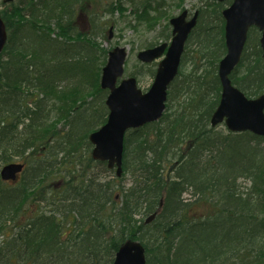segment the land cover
<instances>
[{
  "label": "trees",
  "instance_id": "1",
  "mask_svg": "<svg viewBox=\"0 0 264 264\" xmlns=\"http://www.w3.org/2000/svg\"><path fill=\"white\" fill-rule=\"evenodd\" d=\"M127 5L129 28L171 37L166 0H16L1 11L0 169L26 168L16 183L0 177V264H113L128 240L143 245L146 264H264V138L210 125L226 54L223 3L200 11L166 114L126 135L123 176L133 185L97 176L111 173L89 156V135L109 113V51L97 40L107 39L103 19L125 18ZM259 39L251 29L231 76L249 98L264 93Z\"/></svg>",
  "mask_w": 264,
  "mask_h": 264
},
{
  "label": "water",
  "instance_id": "2",
  "mask_svg": "<svg viewBox=\"0 0 264 264\" xmlns=\"http://www.w3.org/2000/svg\"><path fill=\"white\" fill-rule=\"evenodd\" d=\"M13 1L4 0V3ZM187 15L188 12L185 11L170 21L173 27V40L167 53V44H164L138 54L139 61L149 64L166 54L147 93L139 89L136 78L123 79L127 49L117 47L109 53L101 77V88L109 90L106 100L109 109L108 121L91 134L89 139L94 146L93 159L107 163L111 170L116 167L118 177L123 174L126 133L157 122L166 111L168 89L179 73L186 42L198 21V12L190 21H187ZM223 17L227 53L219 64L222 93L211 125L216 127L225 122L231 132H251L264 137V94L256 99H248L233 86L230 79V75L241 62L248 32L253 27L261 33L260 45L264 59V0H233L232 5L223 11ZM7 40L6 25L0 15V55ZM23 170V164L11 163L1 169L0 176L3 181L14 182ZM157 214H153L146 224L151 223ZM114 264H146L144 247L138 242H126L116 254Z\"/></svg>",
  "mask_w": 264,
  "mask_h": 264
},
{
  "label": "rangeland",
  "instance_id": "3",
  "mask_svg": "<svg viewBox=\"0 0 264 264\" xmlns=\"http://www.w3.org/2000/svg\"><path fill=\"white\" fill-rule=\"evenodd\" d=\"M113 0H99V8H102L108 4H111ZM215 0H166V5L165 6H169V8L171 9L168 13H169V18L173 17V16H177L181 10L180 9H187L190 11L191 15L195 12V11H205V9H207L208 7L210 8L213 4H214ZM216 2H218L216 0ZM210 5V6H209ZM230 4L224 3V8L229 7ZM128 11L126 13V17L125 18H121L119 16L118 13H116L114 16H108L110 17V19H103V22H107L109 25L107 26V35L109 36V29L111 26L114 27L113 32L111 33L112 35V39L109 41L108 40V36L107 39H99L97 40V42L99 43L100 47L103 49H106L108 51H111L112 49L116 48V47H126L128 49L129 52V57L127 59V63H126V67H125V76L129 77L131 76L136 70H139V68H142V64H140L137 61V54L144 50L148 45L150 44H160L163 42V40L158 39L159 35H160V31H161V27H156L155 30L153 31H147L146 27L142 26V25H137V29L133 30L131 28H129V22L132 21L131 17H130V8L127 5ZM110 21V22H109ZM112 22V23H111ZM81 24L79 25V28L81 30H85L87 31V29H89V27L91 26L90 21L87 17L84 16L83 20H81L80 22ZM170 42V41H169ZM168 42V43H169ZM196 48V46L192 47V49ZM197 49V48H196ZM198 59V58H197ZM188 68V70H187ZM186 68V74L190 73L192 68L191 66H188ZM156 70V67H155ZM137 73V72H136ZM154 81V75L151 74V72H149V70L147 69V67L143 68V77L142 79L139 80V87L146 92L148 89H150V87L152 86ZM62 126L60 125L59 128H61ZM218 131L227 132V129L225 127V125H222L220 127L217 128ZM264 148V142L262 143V146ZM92 151V149H91ZM91 151L89 154H91ZM90 156V155H89ZM18 162V161H17ZM98 169V168H97ZM97 173H99V175L97 176H101L99 179H103V181L105 180H114L117 179L115 178V174L114 173H103V171L101 172L100 169L97 170ZM60 183V182H59ZM117 183H119L122 188L124 189H128L129 187H131L134 183V179L131 177L130 174L124 175L121 179H117ZM243 182H241L242 184ZM251 183L248 184V186H250ZM57 186V185H56ZM56 188H60V186L58 185ZM119 195V193L117 192L115 194V197H119L117 196ZM190 195H186V198H188ZM117 202H120L119 198L117 199ZM147 217H145L144 219L142 217H138L139 221L141 219L145 220ZM69 231L70 230H74V229H70L68 228ZM264 239V237L262 236V240ZM2 238H0V242H1ZM102 252L99 254L102 256Z\"/></svg>",
  "mask_w": 264,
  "mask_h": 264
},
{
  "label": "flooded vegetation",
  "instance_id": "4",
  "mask_svg": "<svg viewBox=\"0 0 264 264\" xmlns=\"http://www.w3.org/2000/svg\"><path fill=\"white\" fill-rule=\"evenodd\" d=\"M81 20V19H80ZM79 24H81V23H79Z\"/></svg>",
  "mask_w": 264,
  "mask_h": 264
}]
</instances>
